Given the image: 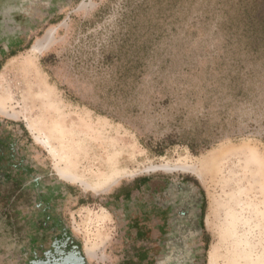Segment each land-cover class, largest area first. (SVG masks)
I'll use <instances>...</instances> for the list:
<instances>
[{
	"label": "rangeland",
	"instance_id": "1",
	"mask_svg": "<svg viewBox=\"0 0 264 264\" xmlns=\"http://www.w3.org/2000/svg\"><path fill=\"white\" fill-rule=\"evenodd\" d=\"M242 1L264 14V0L15 2L0 264L53 248L41 222L87 264H264V32L229 27Z\"/></svg>",
	"mask_w": 264,
	"mask_h": 264
},
{
	"label": "flooded vegetation",
	"instance_id": "2",
	"mask_svg": "<svg viewBox=\"0 0 264 264\" xmlns=\"http://www.w3.org/2000/svg\"><path fill=\"white\" fill-rule=\"evenodd\" d=\"M9 4H7V0H0L2 4L0 5V25L2 28L0 29V55L4 54V49L8 48L10 49L11 43L9 42V38L11 36H14L12 33H16L15 36H17V32L20 35H23V30H19L16 28L18 19L15 18V2L17 5H22L23 9L25 7H32L33 9H36L37 11L41 12H50L55 10L56 8H59L60 5L66 1L69 0H8ZM21 14V13H20ZM17 21V22H16ZM13 31V32H12ZM20 31V32H19ZM12 32V33H11ZM6 46L5 43L6 42ZM13 51H9V54H11ZM1 151V148H0ZM132 201H137L135 198ZM40 228L44 231L51 230V232L55 233L54 236V243L53 248L48 249V251H45L41 248V246L38 249L40 253L34 254L32 256L30 264H84L80 260V251L82 255L85 257L84 252L82 251V248L80 244L72 238L69 235V232L67 229L61 224V223H54L53 226L49 222H41ZM53 235V234H52ZM165 257V256H164ZM86 259V257H85Z\"/></svg>",
	"mask_w": 264,
	"mask_h": 264
},
{
	"label": "trees",
	"instance_id": "3",
	"mask_svg": "<svg viewBox=\"0 0 264 264\" xmlns=\"http://www.w3.org/2000/svg\"><path fill=\"white\" fill-rule=\"evenodd\" d=\"M179 1H182L183 0H179ZM242 4H239V6H243V9H244V13H245V16H240L239 13H236L234 15H230L229 16V27L231 28H234V24L238 23V25L240 26V24H244V25H248L250 22L247 21L248 18L251 19V29L252 31L255 29V26L252 24L254 21H257L259 19L260 20V29H262V31L264 32V14H262L261 12L258 11L259 9V5H257L256 7H251L248 2L246 1H242L241 2ZM240 8L242 7H238V9L240 10ZM242 15V13H241ZM263 15V16H262ZM246 22V24H245ZM238 28V26H237ZM261 44V41H259L258 39H254L252 43H250V46L252 49H257ZM172 141L170 138L167 139V141L170 143V141ZM177 141V140H175ZM179 143H184L185 146H187L192 152H196V147H197V143L195 142V140H192V141H187V140H178ZM171 143H175V142H171ZM162 151L159 152L160 155H162ZM126 191L127 188H126ZM130 193V192H129Z\"/></svg>",
	"mask_w": 264,
	"mask_h": 264
},
{
	"label": "crops",
	"instance_id": "4",
	"mask_svg": "<svg viewBox=\"0 0 264 264\" xmlns=\"http://www.w3.org/2000/svg\"><path fill=\"white\" fill-rule=\"evenodd\" d=\"M137 189H138V187L133 188L131 194H133L135 191H137ZM123 191H126V188H125V190H122L121 193H122ZM131 194H130V193H128V194L126 193V194H124V195H120L121 197H119V199H120V198H123V197H125L126 199L134 198V197H132Z\"/></svg>",
	"mask_w": 264,
	"mask_h": 264
},
{
	"label": "water",
	"instance_id": "5",
	"mask_svg": "<svg viewBox=\"0 0 264 264\" xmlns=\"http://www.w3.org/2000/svg\"><path fill=\"white\" fill-rule=\"evenodd\" d=\"M80 253V260L84 263V264H87V261L85 259V257L82 255L81 251L79 252ZM47 262L45 263H41V264H46Z\"/></svg>",
	"mask_w": 264,
	"mask_h": 264
},
{
	"label": "bare ground",
	"instance_id": "6",
	"mask_svg": "<svg viewBox=\"0 0 264 264\" xmlns=\"http://www.w3.org/2000/svg\"><path fill=\"white\" fill-rule=\"evenodd\" d=\"M35 48L40 50V48H39V47H35Z\"/></svg>",
	"mask_w": 264,
	"mask_h": 264
}]
</instances>
